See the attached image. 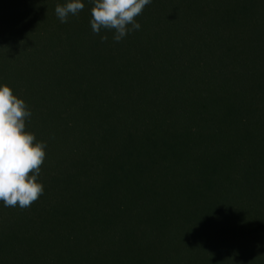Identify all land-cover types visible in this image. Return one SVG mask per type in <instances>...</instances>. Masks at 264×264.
<instances>
[{
  "label": "trees",
  "instance_id": "1",
  "mask_svg": "<svg viewBox=\"0 0 264 264\" xmlns=\"http://www.w3.org/2000/svg\"><path fill=\"white\" fill-rule=\"evenodd\" d=\"M83 2L0 0V84L47 144L0 264H264V0H152L118 43Z\"/></svg>",
  "mask_w": 264,
  "mask_h": 264
},
{
  "label": "clouds",
  "instance_id": "2",
  "mask_svg": "<svg viewBox=\"0 0 264 264\" xmlns=\"http://www.w3.org/2000/svg\"><path fill=\"white\" fill-rule=\"evenodd\" d=\"M91 29L99 35L102 29L114 32V42L139 30L137 17L152 0H91ZM85 8L83 0H66L57 4L55 14L61 23ZM107 42L108 36L100 37ZM32 115L26 101L7 84H0V202L5 207L27 209L44 193L38 177L47 156V144L37 141L35 133L26 130Z\"/></svg>",
  "mask_w": 264,
  "mask_h": 264
}]
</instances>
